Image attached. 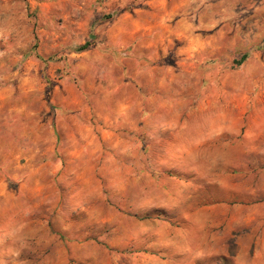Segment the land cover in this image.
I'll list each match as a JSON object with an SVG mask.
<instances>
[{
	"label": "crops",
	"instance_id": "0c3cea01",
	"mask_svg": "<svg viewBox=\"0 0 264 264\" xmlns=\"http://www.w3.org/2000/svg\"><path fill=\"white\" fill-rule=\"evenodd\" d=\"M147 4L143 13L110 22L108 54L84 53L105 57L112 73L94 106L84 107L73 87L59 85L54 101L67 112L37 119L40 136L23 134L32 140L30 151L43 153L44 168L62 182L72 179L65 197L72 216L59 231L71 233L73 248L83 230L77 209L99 222L93 201L104 197L123 202V215L110 205L113 214L105 220L112 232L123 233L111 245L131 249L132 234L144 231L140 216L163 209L164 180L171 189L176 185V201L195 199V183L217 187L219 202L193 212H209L197 226L211 238L222 222L264 219V0ZM7 149L0 136V152ZM164 168L170 176L162 177ZM100 176L112 184L107 196L97 190ZM180 182L186 191H178ZM7 190L0 176V264L4 248L16 246L19 253L30 244H50L49 227L35 224V206L21 209L23 197ZM151 220V229L162 230Z\"/></svg>",
	"mask_w": 264,
	"mask_h": 264
},
{
	"label": "rangeland",
	"instance_id": "374dc122",
	"mask_svg": "<svg viewBox=\"0 0 264 264\" xmlns=\"http://www.w3.org/2000/svg\"><path fill=\"white\" fill-rule=\"evenodd\" d=\"M147 1L0 0V136L9 147L0 152V176L4 182L6 177L10 179L7 191L23 197L19 207L24 210L35 206V224L49 227L50 232L49 246L30 244L19 253L16 246L4 248L3 264H264V219L259 223L246 218L241 223L222 222L214 230L215 238H211L212 232H198L197 225L209 218V212H193L221 199L217 187L210 184L195 183L191 185L196 188L195 199L176 201L171 199L176 185L173 183L171 189L169 182L161 181L163 209L140 216L145 219L141 221L144 231L132 234L136 241L131 249L111 245L112 240L122 241L123 233L112 232L105 222L113 214L110 205L123 215L119 199L93 201L96 215L101 216L99 222H90L77 209L76 214L83 213L78 219L83 230L77 233L76 248L69 242L71 233L59 231L68 222L65 216L70 214V207L65 197L74 187L72 179L62 182L53 168H44L43 153L30 151L32 140L23 134L27 130L40 136L39 118L45 113L56 118L63 111L54 101L53 91L59 85L73 87L84 107L94 106L93 98L107 91L112 73L105 57L96 60L84 53L108 54L110 22L123 13H143L150 9ZM89 41L94 45L76 52ZM166 176L170 172L164 168L162 177ZM106 178L99 177L97 190L107 196L112 184ZM179 180H185L183 175ZM177 188L186 191L187 185L180 182ZM155 218L162 223V230L151 229V219ZM175 240L179 246L171 247L170 242Z\"/></svg>",
	"mask_w": 264,
	"mask_h": 264
},
{
	"label": "trees",
	"instance_id": "16d2710c",
	"mask_svg": "<svg viewBox=\"0 0 264 264\" xmlns=\"http://www.w3.org/2000/svg\"><path fill=\"white\" fill-rule=\"evenodd\" d=\"M99 43L96 42V46L98 45ZM94 44H92L90 41L89 42H85L84 44H82L81 46H79L77 49H76V52H83L85 50H87L88 48H90L91 46H93ZM6 182H10V179L8 177H6Z\"/></svg>",
	"mask_w": 264,
	"mask_h": 264
}]
</instances>
